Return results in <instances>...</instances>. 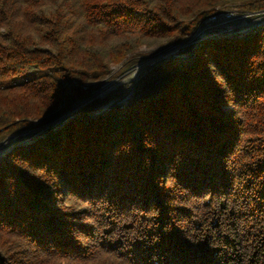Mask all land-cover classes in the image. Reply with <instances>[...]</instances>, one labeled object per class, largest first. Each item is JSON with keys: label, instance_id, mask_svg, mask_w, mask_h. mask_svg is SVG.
<instances>
[{"label": "trees", "instance_id": "obj_1", "mask_svg": "<svg viewBox=\"0 0 264 264\" xmlns=\"http://www.w3.org/2000/svg\"><path fill=\"white\" fill-rule=\"evenodd\" d=\"M217 11L264 0H0V264H264V25L91 100Z\"/></svg>", "mask_w": 264, "mask_h": 264}, {"label": "rangeland", "instance_id": "obj_2", "mask_svg": "<svg viewBox=\"0 0 264 264\" xmlns=\"http://www.w3.org/2000/svg\"><path fill=\"white\" fill-rule=\"evenodd\" d=\"M238 13H240L242 16H245V17L241 18L240 20H236L234 23L229 25V27L232 28L231 32L238 30L239 33H244V32L251 31L256 27L257 18H253V17L246 18V16L249 15L248 13H242V12H238ZM201 30H202L201 28L200 29L198 28L196 33L191 37L192 39L190 38L191 40L190 41L188 40L189 44L186 41L185 43L181 45L164 49L155 55H149L150 52L155 49V47H152V48L141 47L137 51V53H135V56L133 57V61L137 63L134 66L129 67L128 69H124L123 66L113 67L111 69V73L109 74V76L106 77L102 82L97 83L100 85V87L98 88L97 91H95L91 100L97 97L104 96L106 92H108L111 89H114L115 87L123 83L129 82V81H137L140 78L141 74H144L147 67L153 61H155L157 57L178 55V52L184 49L185 47L196 45L197 41L198 43H200V41L207 39L209 36L205 37L206 36L205 34L200 35ZM75 111H77L76 107L67 112L59 113V117L53 120L52 122H50L49 124H47L46 126L36 127V129L34 130V133L41 136L43 132L47 130L48 128L50 127L56 128L62 117L73 115ZM14 139H17V137H15Z\"/></svg>", "mask_w": 264, "mask_h": 264}, {"label": "built area", "instance_id": "obj_3", "mask_svg": "<svg viewBox=\"0 0 264 264\" xmlns=\"http://www.w3.org/2000/svg\"><path fill=\"white\" fill-rule=\"evenodd\" d=\"M254 16H256V14H249L246 18H252ZM244 17L245 16H242L240 13L234 11H217L202 22L199 27V29H202L200 35L205 34V37H212L214 35H222L224 32H231L232 28L229 27V25Z\"/></svg>", "mask_w": 264, "mask_h": 264}, {"label": "water", "instance_id": "obj_4", "mask_svg": "<svg viewBox=\"0 0 264 264\" xmlns=\"http://www.w3.org/2000/svg\"><path fill=\"white\" fill-rule=\"evenodd\" d=\"M262 25H264V16L257 18L256 27H259V26H262ZM244 33H246V32H244ZM239 34H243V33H239V32H224V33H223V35H239ZM187 42H188V41H187ZM198 44H199V43H198V41H197L196 45H198ZM171 59L181 60V59H184V57H182V56H177V55L157 57V59H156L155 61H153V62L147 67V69L145 70L144 74H143V75H142L137 81H135L134 85L132 86V90H131V92H130L129 94H127V95L124 97L123 101H125L126 99H128V98L131 96V94L134 92L135 88L137 87V85L139 84V82L142 80V78H143L144 76H146L147 73H148L153 67H155L156 65H159V64H161V63H163V62H166V61H168V60H171ZM120 102H122V101H114L110 106H113V105L118 104V103H120ZM71 117H72V115H69V116H66V117H62V118L60 119V121H59V123H58L56 129L59 128L60 126H62V124L65 123L67 120H69ZM36 135H37V134H36ZM32 136H34V135H32ZM23 137H25V136H23ZM17 141H18V139H14V140L11 141V142H6V143H4L3 145H0V152L7 150L10 146H12L13 144H15Z\"/></svg>", "mask_w": 264, "mask_h": 264}]
</instances>
